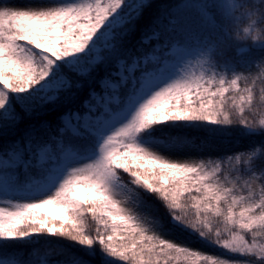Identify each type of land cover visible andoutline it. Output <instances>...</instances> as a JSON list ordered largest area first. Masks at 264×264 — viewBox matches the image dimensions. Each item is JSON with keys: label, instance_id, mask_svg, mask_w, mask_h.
I'll return each instance as SVG.
<instances>
[{"label": "snow or ice", "instance_id": "6c2138e0", "mask_svg": "<svg viewBox=\"0 0 264 264\" xmlns=\"http://www.w3.org/2000/svg\"><path fill=\"white\" fill-rule=\"evenodd\" d=\"M153 8L0 0V264H264V0Z\"/></svg>", "mask_w": 264, "mask_h": 264}, {"label": "trees", "instance_id": "16d2710c", "mask_svg": "<svg viewBox=\"0 0 264 264\" xmlns=\"http://www.w3.org/2000/svg\"><path fill=\"white\" fill-rule=\"evenodd\" d=\"M175 3H176V0H154V8L145 17L144 23H147L148 20L151 19V17L155 14V12L157 10L172 7V6H174ZM139 34H140L139 32L136 34V37L134 38V41H135L136 38L139 37ZM242 46L251 47V43L249 42L248 44H245V45H242ZM253 72L255 73V69H253ZM165 131H171V132H173V134H175V130L165 129ZM158 135H161V134L158 133ZM187 135L189 136V138L197 137L196 142H197V144H199V142H200V139H199L200 134L199 133L188 132ZM215 139H220L224 143L222 148H221V152H220L219 155L224 154V153L231 154V153L236 152V151H243V150H234V151H232V150L228 149L225 146L226 142L237 141V140L240 139V138H238V133L235 130H232L231 136L226 135L224 133H221L217 137H215ZM124 179L126 181L127 180V176H125ZM149 202L150 203H156L154 200H150ZM157 207L159 208V213L158 214L162 217V219L164 220L165 224L167 225L168 217L165 214V210L162 207H160L158 204H157ZM152 215H157V213L153 212ZM88 227H89V230H94V228H95V223L93 221H91V219H89ZM176 231H179V230H176ZM183 234L186 235L187 237L191 238V239L198 240L194 236H189L187 233H183ZM211 248L215 252V254H221V251L219 249L214 248V247H211Z\"/></svg>", "mask_w": 264, "mask_h": 264}, {"label": "rangeland", "instance_id": "374dc122", "mask_svg": "<svg viewBox=\"0 0 264 264\" xmlns=\"http://www.w3.org/2000/svg\"><path fill=\"white\" fill-rule=\"evenodd\" d=\"M12 2L17 6L24 7L30 3H35L36 0H12ZM213 143H214V145H216V150L212 154L213 155H219L221 152V148H222L224 143L220 139H215V138H213ZM251 143H252L251 141L239 139L237 141L226 142L225 146L232 151H234V150H245L248 147H250ZM208 151H210V150H206L205 154H207ZM193 154L195 155V153H193ZM170 235L172 238H174L178 241H181L183 243H186L193 248L200 249L202 251L215 254V252L212 250V248L210 246L206 245L205 243H203L201 241L191 239V238L187 237L186 235H184L180 231H174Z\"/></svg>", "mask_w": 264, "mask_h": 264}]
</instances>
